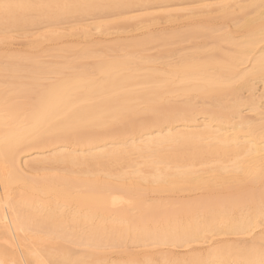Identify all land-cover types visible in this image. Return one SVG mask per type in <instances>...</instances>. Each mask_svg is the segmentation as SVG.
I'll use <instances>...</instances> for the list:
<instances>
[{
  "label": "snow or ice",
  "instance_id": "obj_1",
  "mask_svg": "<svg viewBox=\"0 0 264 264\" xmlns=\"http://www.w3.org/2000/svg\"><path fill=\"white\" fill-rule=\"evenodd\" d=\"M100 18L112 30L138 35L91 60L58 59L29 43L36 32ZM155 20L180 26L167 49L140 39L143 25ZM202 39L222 53L218 75L207 81L196 79L206 67ZM257 78L264 89V0H0V264H115L111 252L126 257L119 264H264V90L257 97ZM201 84L204 109L186 110L182 123H163ZM201 121L211 122L215 143L259 155L254 171L229 159L207 166L224 179L206 187L244 183L245 196L185 198L166 207L186 212V226H141L143 186L158 189L173 179L161 171L162 158L174 145L204 140L197 132L209 124L201 128ZM67 144L76 145L70 156L60 151ZM41 145L50 146L46 159L25 166ZM109 147L142 162L126 173L141 185L122 202L133 206L129 216L112 226L95 205L102 186L87 182L107 176L96 157ZM38 169L60 179L38 184L32 176ZM178 247L183 258H143L145 249Z\"/></svg>",
  "mask_w": 264,
  "mask_h": 264
},
{
  "label": "bare ground",
  "instance_id": "obj_2",
  "mask_svg": "<svg viewBox=\"0 0 264 264\" xmlns=\"http://www.w3.org/2000/svg\"><path fill=\"white\" fill-rule=\"evenodd\" d=\"M188 0H137V2L147 3H173L180 4L186 3ZM113 2H125V0H113ZM233 3H240L243 0H231ZM158 20L152 21L143 25V32L140 35V39L146 44L163 42V46L170 45L175 39L176 32L179 29L172 30L159 29L152 31V26H157L160 23ZM165 24H170L168 21H164ZM226 24V22H224ZM170 29V28H169ZM169 31V32H167ZM59 32V35L54 34ZM134 32L130 29H118L112 30L111 25L105 18H100L91 21L83 26H75V28L63 29H49L46 31H40L34 33L29 40V43L34 44L35 48H41L45 43L52 40H61L64 38H71L73 46L63 47L59 51L60 53L71 54L72 57L84 58L91 60L97 54H103L108 51L114 45L123 43L128 40L119 42H110L109 36L121 34H127ZM118 39V38H117ZM206 40L205 45L202 47L201 55L206 58V67L202 75H198L196 79L211 80L214 76L218 75L217 69L219 65L216 63L215 58H218L222 53H218L212 50V44ZM200 41V40H199ZM83 45V46H81ZM211 46V47H210ZM209 47V48H208ZM208 48V49H207ZM44 52V51H43ZM59 55V54H58ZM149 69H157L159 66L156 64H147ZM160 82V78H156L150 83L157 84ZM206 84H201L198 87H194L191 90V96L186 104L177 106L174 111L166 115L163 118V123L179 124L184 119V113L186 110L191 111L193 109H204V100L206 97L199 91L200 87H206ZM253 89L256 91L257 97L261 88L260 82L257 78L256 84ZM210 104H217V101L211 97H207ZM212 110H216L213 108ZM209 124L208 130L203 132H197L198 136H203L204 140H196L187 143H180L174 145L171 150L164 154L163 163L165 165L161 171L166 176L173 177L166 185L160 186V188H154L153 185L148 184L143 186L145 191L144 209L146 210V220L141 226H146L153 231L175 229L186 226L189 222V216L186 212L180 209L168 210L167 205H176L185 202V200H168L163 196L164 194L177 195L179 193L200 192V196L195 197L197 199H208L222 202H233L242 200L247 192V186L244 183H233L230 185H224L221 187H206V185H215L218 182H222L224 177L220 172L212 171L209 165L220 159L236 160L237 165L246 171H254L258 168L260 163V157L256 152L248 154L246 150L237 149L234 146H230L227 143H215L216 132L211 127V122L201 121V128L205 124ZM50 146H39L35 151L36 156L26 155L23 164L25 166H31V163L35 160L46 159L43 153L46 152ZM76 147L74 144H67L61 152L71 155L73 149ZM99 152V149L97 150ZM96 159L101 162V169L107 176L101 175L98 177H89L87 182L98 183L102 186V191L99 193L98 199L95 201V205L102 209L109 226H112L114 222H118L121 219L129 216V209L132 205L122 203L132 197L133 189L140 187V180L137 177L132 176L129 173L130 169L138 166L141 161L134 160L128 155L124 154L118 148L109 147L105 154L97 155ZM20 163V161H18ZM171 169V171H169ZM149 171H153L149 169ZM34 180L38 184L50 183L57 181L60 178L54 176L51 172H45L42 169H38L32 173ZM231 179V178H230ZM235 179L243 180V177H236ZM3 192V184H0V193ZM150 194L156 195V199L152 201L148 200ZM115 205V207H114ZM0 212H2V206H0ZM195 246V245H194ZM0 247H4L2 240H0ZM185 251L184 248H158V249H145L143 250V258H159L161 261L170 258H183L179 253ZM176 253L177 255H173ZM113 254L117 258H113ZM107 258L112 259L115 264L126 257L120 252H111L107 254Z\"/></svg>",
  "mask_w": 264,
  "mask_h": 264
},
{
  "label": "rangeland",
  "instance_id": "obj_3",
  "mask_svg": "<svg viewBox=\"0 0 264 264\" xmlns=\"http://www.w3.org/2000/svg\"><path fill=\"white\" fill-rule=\"evenodd\" d=\"M157 22L160 23V24L157 25V26H152L150 28L152 31L159 30V29L172 30V29H175V28L180 27L179 25H176V24H167V23L165 24V22L164 21H161V20H158ZM167 32H169V31H167ZM137 35H138L137 32H130V33H127V34H121L118 37L115 34V35H112V36H109L108 37V39H110V42H108V43L119 42V41H123V40H129V39H131V38H133L134 36H137ZM139 35H141V33ZM29 40H30V38H29ZM197 42L200 45H205L206 40L205 39H202L200 41L198 40ZM73 45L74 44H73L72 39L71 38H68V37L67 38H64V39H61V40H55L54 39V40H52V41H50L48 43H45L43 45V47H41V48H37L36 47V51L38 53H40L41 51H44V53H46L47 55H49L51 57L58 58V59L59 58H62V57H65V56L72 57L71 54H68V53H60L59 50L61 48H63V47H70V46H73ZM81 46H83V45H81ZM168 46L169 45L164 46V48L167 49ZM143 54L144 55H147L148 52L145 51ZM198 196H200V192L179 193L177 195L164 194L163 197L165 199H168V200H176V199L185 200V198H195V197H198ZM147 198H148L149 201H152L153 199H156V195L150 194ZM113 258H117V256H115V254H113Z\"/></svg>",
  "mask_w": 264,
  "mask_h": 264
}]
</instances>
